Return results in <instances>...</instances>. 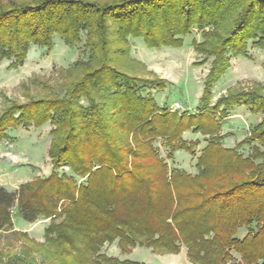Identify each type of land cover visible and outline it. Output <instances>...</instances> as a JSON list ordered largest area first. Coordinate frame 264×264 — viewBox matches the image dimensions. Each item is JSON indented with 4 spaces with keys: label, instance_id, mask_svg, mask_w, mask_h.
Instances as JSON below:
<instances>
[{
    "label": "trees",
    "instance_id": "obj_1",
    "mask_svg": "<svg viewBox=\"0 0 264 264\" xmlns=\"http://www.w3.org/2000/svg\"><path fill=\"white\" fill-rule=\"evenodd\" d=\"M193 29L200 33L192 44L201 64L210 60L196 112L160 107L147 90H163L164 81L131 77L112 65L128 55V38L152 50L180 47ZM82 35L87 56L74 62L80 78L63 96L10 103L0 115V143L20 126H54L50 174L17 191L0 185V232H15L12 212L28 224L49 220L43 243L27 240L34 249L5 264H36L29 261L33 250L49 264H139L101 253L115 241L122 252L142 246L177 253L184 246L192 264H264V96L236 93L208 106L230 57L244 56L249 45L264 49V0L0 3V62L12 68L30 46L49 51L57 36L72 47ZM238 104L263 119L237 148H226L220 131ZM186 132L206 142L195 175L166 162L179 150L193 154L199 141L183 140ZM156 138L166 159L152 145ZM252 141L260 146L244 156L241 147ZM231 251L239 263H230Z\"/></svg>",
    "mask_w": 264,
    "mask_h": 264
},
{
    "label": "rangeland",
    "instance_id": "obj_2",
    "mask_svg": "<svg viewBox=\"0 0 264 264\" xmlns=\"http://www.w3.org/2000/svg\"><path fill=\"white\" fill-rule=\"evenodd\" d=\"M8 1L10 0H0V3L5 4ZM99 1L104 3L109 0ZM83 41L84 35L81 36L79 44L69 47L56 36L53 38L54 46L49 51L46 48L30 46L26 59L16 68L10 66L9 60L1 61L0 115L10 103L24 104L63 96L67 87L80 78L78 71L73 69V64L86 59ZM193 41H201L200 33L196 29L184 39L180 47L152 50L144 46L141 40L128 38V55L116 58L112 65L131 77L164 81L166 85L163 90H147L160 107L179 113L196 112L201 108L199 98L210 68V60L201 64L203 57L194 50ZM247 92L264 96V49L250 45L244 56L230 57L228 72L213 86L208 106L213 107L216 101L229 95ZM262 119L263 115L251 113L243 104L232 107L220 131L222 145L226 148H237L243 139L250 137L252 126L259 124ZM53 128L47 122L39 127L29 124L8 130L7 138L0 143V174L5 173L0 177V183L8 191H17L21 184L36 177L46 178L50 174L52 165L48 150L52 139L50 131ZM183 140L199 141L193 154L179 150L174 153L173 160L166 162L170 168L195 175L197 157L206 143L205 139L199 134L186 132ZM152 145L166 159L167 150L162 139L156 138ZM253 146H260V143L252 141L242 146L240 152L247 156L252 152ZM255 162L260 163L259 160ZM59 170L69 172L66 166H61ZM12 221L14 233L0 232V259L4 264L10 263L12 257L20 256L25 248L34 249L27 240L43 243L44 229L49 224V220L28 224L16 212H12ZM16 233H25L26 237ZM245 234L246 230L240 229L237 237L242 238ZM101 253L139 264H192L187 258L184 246H180L177 253L153 251L142 246L134 247L130 252H122L115 241L105 244ZM230 254L233 257L230 263L240 262L235 252L231 251ZM29 261L36 264L51 263V260L43 262L40 253L34 250Z\"/></svg>",
    "mask_w": 264,
    "mask_h": 264
},
{
    "label": "crops",
    "instance_id": "obj_3",
    "mask_svg": "<svg viewBox=\"0 0 264 264\" xmlns=\"http://www.w3.org/2000/svg\"><path fill=\"white\" fill-rule=\"evenodd\" d=\"M3 175H5V173L0 174V177H3ZM0 185L2 186V185H4V184H1V183H0Z\"/></svg>",
    "mask_w": 264,
    "mask_h": 264
}]
</instances>
